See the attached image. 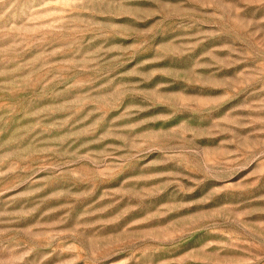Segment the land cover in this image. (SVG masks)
Returning <instances> with one entry per match:
<instances>
[{"label":"rangeland","instance_id":"obj_1","mask_svg":"<svg viewBox=\"0 0 264 264\" xmlns=\"http://www.w3.org/2000/svg\"><path fill=\"white\" fill-rule=\"evenodd\" d=\"M0 264H264V0H0Z\"/></svg>","mask_w":264,"mask_h":264}]
</instances>
